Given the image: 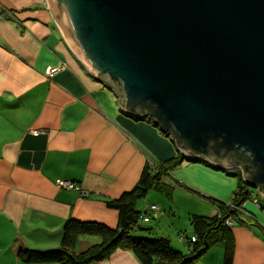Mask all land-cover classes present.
I'll return each mask as SVG.
<instances>
[{"label": "crops", "instance_id": "0c3cea01", "mask_svg": "<svg viewBox=\"0 0 264 264\" xmlns=\"http://www.w3.org/2000/svg\"><path fill=\"white\" fill-rule=\"evenodd\" d=\"M59 64L63 68L48 77L47 69ZM140 117L125 114L119 97L83 66L46 0H0V264H55L21 260L11 248L16 236L43 250L59 246L67 220L116 227L118 212L105 200L131 190L152 157L165 162L177 154L170 137ZM228 169L183 160L160 177L168 195L150 189L136 202L140 216L132 233L165 237L184 251L189 217L214 215L231 197L237 180ZM256 198L228 225L230 264H264V196ZM151 204L159 212L152 213ZM100 241L78 235L74 251ZM225 246L214 242L194 264H223ZM90 264L140 263L129 249L117 248Z\"/></svg>", "mask_w": 264, "mask_h": 264}, {"label": "water", "instance_id": "95a60500", "mask_svg": "<svg viewBox=\"0 0 264 264\" xmlns=\"http://www.w3.org/2000/svg\"><path fill=\"white\" fill-rule=\"evenodd\" d=\"M46 1L125 114L149 104L179 151L220 168L241 150L264 193V0Z\"/></svg>", "mask_w": 264, "mask_h": 264}, {"label": "trees", "instance_id": "16d2710c", "mask_svg": "<svg viewBox=\"0 0 264 264\" xmlns=\"http://www.w3.org/2000/svg\"><path fill=\"white\" fill-rule=\"evenodd\" d=\"M152 112L153 109L149 104L144 103L140 106L139 113L142 116L140 118L144 117L143 119L148 120L159 129L151 119ZM160 132L165 134L163 131ZM172 138L170 139L177 146V137L173 134ZM177 151L175 157L168 159L164 163H160L153 157L150 160L151 164L146 161L137 183L131 190L122 193L116 199L105 200L107 207L116 209L118 212L117 225L114 229L98 223L67 220L63 224L61 242L58 247L43 250L31 249L25 244L22 237L16 236L11 245L13 252L25 262L90 264L107 258L117 248H127L135 255L140 264H194L210 245L216 241L224 240L226 246L224 248L223 264H230L232 238L228 225L224 223V219L229 215L227 211L229 209L228 205H220L219 211L211 216L191 215L189 217L191 234L189 236L185 235L186 237L181 236L182 239L185 238L184 251L171 247L169 240L165 237H145L132 233L140 216L139 212L135 211L136 202L150 189L165 191V187L160 182L161 175L171 172L185 159L197 160L185 155L178 149ZM232 156L233 162L240 164L244 171L250 169L251 159L246 153L236 150ZM153 170H155V173L152 172ZM231 174L236 176L237 180L232 202L238 205L248 199L249 191L244 180H241L237 169H233ZM262 187L264 189V186ZM165 193L169 194L167 190ZM253 198L255 199L256 197ZM231 213L234 212L232 211ZM82 234L96 235L100 237L101 241L90 245L82 252H76L74 251V243L77 236ZM190 237H193V240H190Z\"/></svg>", "mask_w": 264, "mask_h": 264}, {"label": "rangeland", "instance_id": "374dc122", "mask_svg": "<svg viewBox=\"0 0 264 264\" xmlns=\"http://www.w3.org/2000/svg\"><path fill=\"white\" fill-rule=\"evenodd\" d=\"M178 151H176V153H177ZM160 163H164V162H160ZM150 164H151V162H150ZM234 165V166H233ZM232 165V167H230V169H228V170H230V171H233V169H237L238 171H239V174H240V176H241V180L243 179V168H242V166H240V164H233ZM155 170H153L152 172L153 173H155L154 172ZM170 173V172H169ZM167 175H168V173H166ZM234 182L236 181V176H234L233 175V177H230ZM178 187H181V188H184V186L182 185V184H180V183H178V184H176ZM246 186L248 187V195H249V197H248V199L246 200V201H249V202H251L252 203V201L251 200H253V202H255L256 203V201L258 200V198H253V197H257V195L260 193L261 195H263L264 196V193L261 191V190H259V187H251V186H249V185H247L246 184ZM235 188H236V186H235ZM233 189V192H232V194H231V197L229 198V200L228 201H226L227 203H226V205H229V206H232L233 207V212H236V211H239V210H243L244 209V203L246 202V201H243V202H241L240 204H238V206L237 205H235V204H233V194H234V191L236 190V189ZM182 191H184L185 193H189L190 195H194V196H199V191H192L191 189H181ZM201 192V191H200ZM204 194H206V193H204ZM207 195V194H206ZM205 198V197H204ZM251 198V200H249ZM208 199V198H207ZM152 205V204H151ZM151 205H149L148 206V209L150 208V206ZM156 206V207H155ZM154 206V209H152V208H150V209H152L153 211H155L154 213H157V212H159V209H158V206L157 205H155ZM237 206V207H236ZM236 207V208H235ZM157 209V210H156ZM219 207L217 208V211H219ZM157 211V212H156ZM232 217H234V214L233 213H231V214H229L225 219H224V221L226 220V219H228V221H229V225L231 226L232 224H233V219H232Z\"/></svg>", "mask_w": 264, "mask_h": 264}, {"label": "built area", "instance_id": "2783aa9c", "mask_svg": "<svg viewBox=\"0 0 264 264\" xmlns=\"http://www.w3.org/2000/svg\"><path fill=\"white\" fill-rule=\"evenodd\" d=\"M63 68V65L62 64H59V65H57V66H54V67H49L48 69H47V71H46V75L48 76V77H50V76H52L53 74H55L56 72H58L59 70H61ZM58 183V186H61V187H65V188H76V189H78L79 187H78V185L77 184H75V183H73V182H69V181H58L57 182ZM88 193H87V191H84V190H80V195H82V196H86ZM154 204H152L151 206H150V208H152V209H154ZM156 207V206H155ZM149 208V210H152V209H150ZM157 210V209H156ZM153 211V210H152ZM155 212V211H154ZM157 212V211H156ZM224 223L226 224V225H229L228 223H229V221H228V219H226L225 221H224ZM190 240H193V237H190Z\"/></svg>", "mask_w": 264, "mask_h": 264}, {"label": "bare ground", "instance_id": "6f19581e", "mask_svg": "<svg viewBox=\"0 0 264 264\" xmlns=\"http://www.w3.org/2000/svg\"><path fill=\"white\" fill-rule=\"evenodd\" d=\"M237 206H238V205H237ZM237 206H236V207H237ZM227 207L229 208V209H227V211H228L229 214H230L232 211H234L232 206H229V205H228ZM236 207H235V208H236Z\"/></svg>", "mask_w": 264, "mask_h": 264}]
</instances>
